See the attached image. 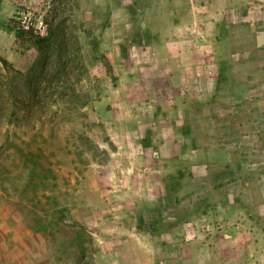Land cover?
Masks as SVG:
<instances>
[{
    "label": "rangeland",
    "instance_id": "1",
    "mask_svg": "<svg viewBox=\"0 0 264 264\" xmlns=\"http://www.w3.org/2000/svg\"><path fill=\"white\" fill-rule=\"evenodd\" d=\"M25 1L7 4L0 22V57L9 62L0 60V264H264V0H235L229 10L219 0H54L43 48L10 30ZM193 48L207 57L187 53ZM207 63L224 65V90L218 76L204 87ZM189 86L210 102L239 103L236 114L222 110L227 142L208 117L188 123L199 120L202 134L208 123V138L232 147L233 170L221 161L208 170L222 172V185L238 178L246 198L209 181L202 190L214 189L213 209L200 234L181 224L147 233L155 210L131 168L146 147L153 175L162 165L190 172L189 159L172 154L169 130L188 129L169 100H185ZM187 179L177 196L195 192ZM196 207L182 206L170 223Z\"/></svg>",
    "mask_w": 264,
    "mask_h": 264
},
{
    "label": "crops",
    "instance_id": "2",
    "mask_svg": "<svg viewBox=\"0 0 264 264\" xmlns=\"http://www.w3.org/2000/svg\"><path fill=\"white\" fill-rule=\"evenodd\" d=\"M219 1L222 3L221 7L223 9L229 10V9L236 8V5L234 3L235 0H219ZM9 3H12L14 5L15 0H0V20H2L0 22H3V20H5L6 18H9V16H10V11L7 7V4H9ZM250 3L255 4V0L250 1ZM215 4H216L215 1H212L211 6L212 5L214 6ZM209 20H210V23L213 22L212 19H209ZM1 24L2 23H0V25ZM184 24H187V21L184 22ZM182 25L183 24H179V23L174 24L172 26V30L180 29L182 27ZM171 39L175 40V38L173 36H171ZM204 39L206 41H208V48H210V46H214L215 39L213 37H208V38L205 37ZM197 40L199 41L198 38H197ZM169 41H171V40H169ZM192 42H194L193 39H192ZM203 44L205 45V43H203ZM187 53L195 54L198 57H207V55H206L207 53L205 54L203 51L196 50L195 48H193L191 51H189ZM208 59L211 60V58H208ZM211 65H212V71L214 74H211V71H210ZM213 66H216L215 63L214 64L207 63L204 66L200 67V68H203L204 71H207V70L209 71L208 80H206L203 83L206 90L212 89L211 83L213 81H214L213 83H215V80H213V78L215 76H218L217 66L216 67H213ZM207 67H208V69H207ZM199 73H201V70ZM166 88H167L166 92L171 91V92L175 93V90L172 87V85L166 86ZM197 88H198V86H189V87H187L186 90L184 89L182 93H184V94L187 93L189 95V97L187 96L186 99L183 101L180 100L182 102H179L178 99H176L174 101V99L171 97V95H170L171 99L169 100L170 102H172L171 106H173V104H174V107H175V106L180 104L179 107L176 108L177 112H178L177 114H178L179 119H176L175 123H177V124L178 123H186V126H188V129H185V128L182 129V134L178 133L179 136L175 134L173 128L169 129V130H171L170 135H171L172 143L173 142L176 143L177 148H178V150L173 152L172 154L175 157L177 154H179L181 157H187L189 159L190 173H191L190 176L191 177L185 176V177L180 179L178 176V171L177 172L172 171L169 174L168 172H166V169L164 168L163 165L160 166V168L157 167L158 169L155 170L156 173H154V175H153L152 167H149L147 165L148 161L146 160L145 149L147 150L148 148H146V147H142L143 148L141 150L142 154H140V156H138V157H135V159H137V161H138V163H137L138 165L137 166L134 165L131 168V171H134V173L136 174L135 176L137 178H135V180H139V184H142V188H139V189L141 191L140 192L141 198H144L146 208L147 209L152 208L153 210H155V212L152 213V215H154V218H153L154 222L150 228V231L147 233H158L159 230H157L156 227L158 228V226H160V225H163L164 227H166V229H168L170 227L169 229L171 230L174 228L175 225H178V224L193 225V226L195 224L196 227L193 228V226H192V232L196 233V234H200L201 230L204 228V226L208 225L205 223V221H208V211H211L213 209V206H211L209 204V202L212 199H210L211 197L208 198V196L213 197L214 189H218L219 187H222L223 185L224 186L222 187V189H226L227 186L232 185L234 187V189L237 188L238 190H240L241 193L239 194V196L241 195V199H243L245 201V198H246L245 193L246 192L244 190L246 189V187H243V184L239 182L238 178H233L230 180L229 183H225L222 185L220 182L227 181L226 179H222V178H224L223 176L221 177L222 172H214V170H208V162L211 163L212 161H217V162L221 161L222 163L229 164V166L227 168H225V169H227V171H231L235 167V165L233 163L231 164V157L233 156V153L231 152L232 147H230V149H227V148L222 147V146H216V144L221 145L223 142L220 139L222 135H218V133H216V132L218 129L219 133L223 134L224 141L227 142L228 138L232 134V127H231V125L219 124V120L222 122L224 121L223 123L228 122L229 120L226 119L227 116L222 117L223 112H225L226 110L229 109L231 111L230 114H236L237 108L235 106H238L239 103L236 105L235 104H228L227 100L222 99L220 96H218V100H217L218 102H214V103L210 102V101H208L207 97H200L199 96ZM188 98H191V102H189V100L187 101ZM162 99H163V95H162V97L157 98V101L162 100ZM198 101L200 103H197ZM210 104L211 105L215 104L218 106V108L216 109L217 113H213V111L211 113L210 108H209V113H208V107ZM181 107H183V108H181ZM223 109H226V110L222 111ZM224 114H226V113H224ZM188 116H189V118L191 116L192 120H194V118L207 119V117H208L212 121L211 126L215 131V134L214 133L213 134L216 136H219L220 138L219 139L212 138V137L208 138V126H207L208 123L206 125V130H207L206 133L207 134L200 133L201 130H200L199 125L197 124V122L199 120L198 121L195 120L193 123L189 122L190 123L189 124L188 123V119H189ZM213 122L218 123V125L217 126L213 125ZM163 136H164V134H163ZM175 138L178 139V141H175ZM141 145L144 146V144H141ZM223 151L225 152V155H224ZM161 156H163V155H161ZM165 161H170V160L168 159ZM128 167H130V166H128ZM236 168H237V170H240L241 167H240L239 162L236 163ZM186 179H187L188 183L190 182L191 186H193L192 188L194 189L195 192L194 193L190 192V194H188V195L177 196V193L182 194L183 183L185 182ZM209 181H211L213 184H215L214 189H212L210 191H208V188H206V190H202V187H204V186L208 187ZM171 183L173 185V190L170 188ZM196 189L199 192H197ZM241 189H242V191H241ZM142 190L144 192H142ZM217 194L219 195L220 192H218ZM176 196L178 197L179 200H176ZM219 198L220 197H218V201H216V202H218L217 207H220L219 204H221V202L223 205L226 203L225 199L223 200V196H222V200H219ZM234 199L230 200L229 202L234 201ZM195 200L198 203L197 207H196ZM166 205H167V208L165 207ZM189 205L195 206L197 213H195L192 217H188L184 220H181V221H178L175 223H172V222L170 223V221H173L175 219L174 218L175 212L179 208H181L182 206L188 207ZM226 212L228 215H230L229 212H231V210H226ZM153 227H155V228H153ZM167 231L170 232L169 230H167ZM198 245H199V242H198ZM203 245L206 246V245H210V244L208 242V244L204 243Z\"/></svg>",
    "mask_w": 264,
    "mask_h": 264
},
{
    "label": "built area",
    "instance_id": "3",
    "mask_svg": "<svg viewBox=\"0 0 264 264\" xmlns=\"http://www.w3.org/2000/svg\"><path fill=\"white\" fill-rule=\"evenodd\" d=\"M54 0H26L25 6L16 17L17 25L33 35L47 37L50 35L49 19Z\"/></svg>",
    "mask_w": 264,
    "mask_h": 264
},
{
    "label": "trees",
    "instance_id": "4",
    "mask_svg": "<svg viewBox=\"0 0 264 264\" xmlns=\"http://www.w3.org/2000/svg\"><path fill=\"white\" fill-rule=\"evenodd\" d=\"M10 30L12 31H15L16 33V36L18 39H32L35 44L39 47V48H43L49 39H51V34L47 37H41V36H36V35H33L32 33L30 32H27V31H24L22 30L18 25L17 23L12 27L10 28ZM222 37H218V41L221 40ZM0 60L1 62L7 66L9 64V62L6 60V58L4 57H0ZM9 66V65H8ZM225 67L224 65H222V63H219V67H218V78H217V81H216V89L218 91H221V90H224L226 85L228 84L229 80H228V76H227V73L225 71ZM229 166V164H225V168H227ZM178 176L179 178H183V177H190V172L187 173L186 175L183 174V172H178ZM170 188L173 190V185L171 183L170 185ZM176 200H179L178 197L176 196ZM195 213H193L192 215H189L188 217H192ZM178 220H184L188 217H183L182 216V211H180V214H178V216H176Z\"/></svg>",
    "mask_w": 264,
    "mask_h": 264
}]
</instances>
